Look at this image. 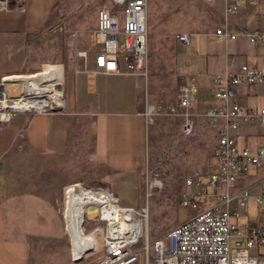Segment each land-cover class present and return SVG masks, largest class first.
<instances>
[{"label":"crops","instance_id":"0c3cea01","mask_svg":"<svg viewBox=\"0 0 264 264\" xmlns=\"http://www.w3.org/2000/svg\"><path fill=\"white\" fill-rule=\"evenodd\" d=\"M206 1L214 8L220 22L210 26V12L202 9L209 25L196 33H202L204 41L198 43L197 52L179 54L178 65L186 75L185 83L194 77L203 94L208 91L211 98H198L187 109L180 108V115L184 111L193 116L205 115L209 108L221 107L223 102L215 95L216 78L220 75L236 73L243 64L264 68V36L252 42L243 34L245 30H264V2L250 1L238 11L226 14V6L232 0ZM57 2L8 0L7 8L0 9L1 76L19 74L38 65V61L30 58V43L47 28ZM218 28L238 35L235 39L224 38L217 35ZM93 63L95 65V53ZM60 65L45 63L40 69L44 67L41 70L44 72L55 67L63 80ZM103 76L90 69L82 72L73 79L74 91L67 96V107L20 112L0 127V239L13 248L25 249L26 257L31 256L33 248L49 245L55 229L61 228L67 233L64 212L60 208L61 191L73 179L59 180L58 176L68 169L78 171L75 168L80 167L79 162L69 157L75 144L81 146L78 149L84 156L89 152L88 156L108 169L109 180L118 178L120 182L135 183L142 175L144 164L147 166L146 114L134 108L124 75L106 76L108 81H101ZM114 79L116 82L112 83ZM235 90L236 98L231 99L230 104L237 101L256 110L264 107V82H242ZM61 105H65V92ZM214 127L218 139V128ZM237 142L241 148L250 147L253 151L264 146V125L241 123ZM263 185L264 162L261 166L251 165L231 188V193L249 188L250 199L256 200ZM203 201L207 205L212 202ZM223 207L233 210L237 201L232 199L223 203ZM247 207L241 209V215ZM240 216H233L232 221L238 223ZM72 222L74 224L75 220ZM177 224L174 221L172 228Z\"/></svg>","mask_w":264,"mask_h":264},{"label":"built area","instance_id":"2783aa9c","mask_svg":"<svg viewBox=\"0 0 264 264\" xmlns=\"http://www.w3.org/2000/svg\"><path fill=\"white\" fill-rule=\"evenodd\" d=\"M250 1L264 2L232 0L225 12L232 14ZM149 4L150 0H107L99 8L94 30V73L148 76ZM7 6L8 0H0V9ZM216 33L230 39L238 35L224 28H218ZM243 34L250 41L258 42L264 36V30H245ZM176 38L185 44L190 43L188 33H178ZM22 75H0V127L17 113L30 112L13 105L17 96L11 93V86H17L20 94H24V88L19 81L14 82L9 77ZM216 81L215 95L223 105L213 106L205 113L209 122L218 128V139L213 148L215 166L208 173L197 172L186 177V186L193 189L186 191L182 199L183 205L192 206L197 213L164 236L151 240L147 205L141 209L122 205L109 186L72 182L64 188L65 205L71 198L79 207L80 226L78 217L74 223L79 230L73 226V213L67 214L65 206L63 212L75 261L84 264H264V225L240 226L232 221L233 216H240L241 209L247 207L252 193L249 188L231 193V188L251 165L261 166L264 162V146L253 151L250 147L241 148L237 142L241 123L264 125V107L256 110L237 101L230 104L237 95L235 86L242 82H264V68L243 64L238 72L220 75ZM198 93V83L192 77L179 87L177 106L173 110L190 107L198 99ZM52 109L47 106L31 111ZM181 115L184 116L183 132L193 134L194 116L186 111ZM205 199L211 200V204H205ZM232 199L237 201L235 209L223 207V203ZM256 202L262 206L260 212H263L264 185L256 195ZM93 233L96 236L91 247L75 256L76 240Z\"/></svg>","mask_w":264,"mask_h":264},{"label":"rangeland","instance_id":"374dc122","mask_svg":"<svg viewBox=\"0 0 264 264\" xmlns=\"http://www.w3.org/2000/svg\"><path fill=\"white\" fill-rule=\"evenodd\" d=\"M105 2L107 0H58L47 28L32 39L30 58L38 61V65L19 74L42 72L44 67L40 69V66L45 63L62 64L63 80L61 72L55 67L44 70L45 82H61L58 88L64 90L63 94L65 92V105L52 108L67 107V96L74 91L73 79L89 69L94 72V30L97 12ZM208 3L206 0H150L149 74L147 77L124 75L131 89L134 108L142 110L147 117L148 163L146 167L144 164L139 179L135 183L129 180L120 182L118 178L109 180L108 169L88 156L89 152H85L84 156L78 149L81 148L79 144H75L69 153L74 162H79L80 167L75 168L78 171L68 169L58 176L59 180L73 179L70 183L82 181L89 186H109L120 197L122 205L138 209L147 205L151 240L164 236L174 221L182 223L197 213V209L182 203L183 194L193 189L186 186L185 179L197 172L208 173L215 166L213 148L217 142V129L206 115H194L195 131L190 135L185 134L184 116L179 114V109L173 110L177 106L179 87L186 81V75L178 65V55L197 52L200 49L198 43L204 40L202 33L196 32L209 25L207 14L202 9L207 8L210 12V26L220 22L214 15V8ZM178 33H188L190 44L177 40ZM104 75L101 81H108V77L114 76ZM115 82V79L112 80V83ZM203 93L199 87L198 98H211L208 91L207 95ZM52 104L56 105L55 101ZM252 174L255 175L254 172ZM65 186L61 191L62 211L65 206ZM261 207L255 198H251L246 211L237 219L238 224L264 225V211L260 212ZM52 233L54 237L49 245L33 248L30 257H26L25 249L13 248L0 239V263L84 264L72 258L70 238L63 229H55ZM95 236L93 233L78 237L76 247L73 248L74 255L87 251Z\"/></svg>","mask_w":264,"mask_h":264},{"label":"bare ground","instance_id":"6f19581e","mask_svg":"<svg viewBox=\"0 0 264 264\" xmlns=\"http://www.w3.org/2000/svg\"><path fill=\"white\" fill-rule=\"evenodd\" d=\"M9 78L14 82L19 81L24 88V94H20L17 86H11V93L17 96L13 103L15 108L31 111L40 110L47 106L62 107L61 104L63 103L64 94L63 91L58 88V85L61 82L46 83V75L44 72H36L35 74H26ZM52 101H55L56 105L52 104ZM65 211L67 214L70 212L73 213L71 214L73 220H76L75 217H78V220L81 219L80 209L75 205L74 200L71 198L65 205ZM90 216H93V214L90 213Z\"/></svg>","mask_w":264,"mask_h":264},{"label":"water","instance_id":"95a60500","mask_svg":"<svg viewBox=\"0 0 264 264\" xmlns=\"http://www.w3.org/2000/svg\"><path fill=\"white\" fill-rule=\"evenodd\" d=\"M60 109V108H59ZM52 110H58L57 108H53ZM91 210H93V207H89Z\"/></svg>","mask_w":264,"mask_h":264}]
</instances>
